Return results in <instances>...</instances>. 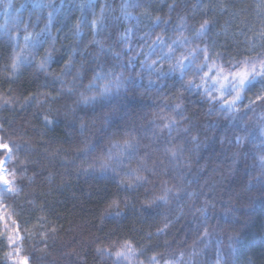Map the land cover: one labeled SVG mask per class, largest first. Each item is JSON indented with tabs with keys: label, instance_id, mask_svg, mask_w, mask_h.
I'll use <instances>...</instances> for the list:
<instances>
[{
	"label": "trees",
	"instance_id": "obj_1",
	"mask_svg": "<svg viewBox=\"0 0 264 264\" xmlns=\"http://www.w3.org/2000/svg\"><path fill=\"white\" fill-rule=\"evenodd\" d=\"M157 16L169 23L156 26ZM13 17L22 22L13 24ZM205 19L213 26L204 40L214 52L223 54L224 61H239L264 51V40L257 35L264 28L262 0H0V26H7L10 32L0 27V142H7L12 149L8 167L15 168L14 179L21 189L15 196L4 198L2 204L18 225L22 254L29 264H114L118 262L115 255L101 256L96 248L105 247L114 253L124 241H130L135 250L127 264H152L154 255L159 264H216L219 253L222 264H264V187L256 181L249 183L260 171L254 158L264 150V136L258 131L264 124V103L249 105L261 91L257 89L259 83L242 94L237 105L240 111L228 114L221 113L218 105L213 108L202 96L182 91L180 83L173 88V80L167 81L163 94L155 88H141L135 96L122 98L107 125L103 114L97 112L93 117L91 106L75 104L80 92L91 95L85 86L96 64L95 56L100 57L99 62L108 61L105 71L115 65L117 73L128 75L130 70L119 65L127 64L129 56L141 53L135 60L136 70H140V60L145 59L142 53L149 51L148 45L157 36L168 43L181 34L192 37ZM93 20L103 25L98 26L95 36ZM37 33L46 39L33 48L24 35L36 40ZM93 39L103 41V53L91 43ZM127 43L130 51L125 50ZM196 43L201 41L187 47ZM53 47L56 62L48 72L39 71L37 65L46 55L45 49ZM187 47L179 48L176 56ZM74 48L78 49L75 53ZM117 52L121 53L119 60L114 56ZM69 56L74 57L72 72L61 77L65 81L61 96L60 83H51L52 73H60ZM14 59L19 65L15 72L11 69ZM156 59L157 55H152L148 62ZM81 64L82 75H87L82 82H75L69 95L67 88ZM156 67H160L159 62ZM163 68L167 71L169 64L164 62ZM178 77L179 72L174 74L175 79ZM190 78L192 73L188 72L184 80ZM195 82L202 83L198 77ZM143 83L147 85V75ZM5 99L10 103L5 105ZM177 103L181 104L182 116L165 107ZM154 113L175 119L179 131L174 129L171 137L167 129L161 132L157 125L162 127L165 121L156 119ZM45 116L55 123L46 125ZM81 118L87 123L82 134ZM245 127L251 135H246ZM237 136L244 137L239 145ZM132 137L139 142L138 155L118 171L137 168L144 158L156 172L141 173L151 182L147 192L145 187L121 191L120 177L111 172L102 175L98 161L95 172L81 170L87 166L82 164L80 152L86 143L98 144L97 151L88 157L91 162L112 142L122 144ZM166 146L177 151L182 148L183 152L173 160L165 152ZM189 180L193 181L190 185ZM165 186L174 190L186 187L196 195L144 212L141 202L162 195ZM113 199L121 202L119 210L124 215L107 216ZM125 199L129 201L127 208ZM206 201L210 202L209 236L201 239L204 218L197 209ZM228 209L231 212L226 215ZM162 228L163 232L158 231ZM0 264H9L3 234Z\"/></svg>",
	"mask_w": 264,
	"mask_h": 264
},
{
	"label": "snow or ice",
	"instance_id": "obj_2",
	"mask_svg": "<svg viewBox=\"0 0 264 264\" xmlns=\"http://www.w3.org/2000/svg\"><path fill=\"white\" fill-rule=\"evenodd\" d=\"M264 2V0H262ZM50 6V5H49ZM174 5H169V9L173 10ZM18 11V10H17ZM52 13H49V18H51ZM183 19V18H181ZM13 24L18 25L22 21H18L16 17L12 18ZM156 26L159 24L167 25L169 23L168 20L161 19V17L157 16L155 19ZM27 23H25V32L27 31ZM103 27L101 22L97 20L91 21V28L93 30V35L95 36L96 31ZM212 22L208 19H205L200 25L199 28H196L192 37L181 36L178 39H174L171 43H168L163 37L157 36L156 39L152 40V43L148 45L149 51L142 53L145 59L140 60V70H136L135 60L136 57L141 55L140 52H137L136 56H129L127 60V64L121 63L119 66L121 69H129L128 75H125L123 71L117 73L115 71V65H111L107 71L104 70V66L108 63L107 60L103 62L100 61L99 56L94 57V61H96L95 67L91 69V77L89 83L85 86L86 91L91 93V95H85V92H80L79 99L75 101L77 106L84 105L85 107L91 106V111L93 117L99 112L103 114V123L105 125L111 122V118L120 108V100L122 98H127L128 96H135L137 92L144 88L145 91L155 88L158 92L163 94V91L168 87L167 81L173 80L172 87L175 88L176 83H180V89L182 91L190 92L196 95L202 96L208 104H210L213 108L217 105L218 110L221 113H232L235 111H240L237 107L238 103L242 101V94L246 91H251L252 88L256 86L257 83L262 85L260 93H258L255 97V100H250L249 105L256 103V101H261L264 103V51L256 52L255 55H247L243 59L239 61H235V58L231 60L224 61L223 54L220 52H214L211 45L205 42L204 38L208 36V33L212 30ZM4 27L6 33H9V29L7 26ZM77 32H79V23L77 24ZM47 28V25H46ZM251 30V29H250ZM45 29L41 30L43 33ZM163 31V29H162ZM41 33H37L38 39L33 40L29 35H24V40L27 44H29L33 48H38L46 39L45 36H42ZM149 34H145L147 36ZM257 35L261 40H264V28L260 30ZM122 40H126V37H121ZM143 39V37H142ZM201 41V43H196L194 47H187L193 45L194 41ZM92 44L99 46L100 51L103 53L105 51L103 41L93 39L91 41ZM214 44V42H213ZM187 47V51L181 53L180 56H176V52L179 48ZM255 47V44L253 45ZM264 48V44L261 45ZM167 49V51H165ZM78 49L74 48L73 52L75 53ZM126 51L131 50L130 43L126 44ZM253 49H249L251 52ZM56 49L53 47L51 50L45 49L46 55H44L43 59L38 63L37 68L39 71L48 72L51 63H54L53 52ZM87 51V45H85V52ZM152 55H157L156 60H151ZM114 56L117 60H119L121 53H114ZM73 56H69L68 60L64 63L63 68L60 73H52L53 80L51 81L52 85L55 86L56 83H60L61 91L59 95H64V84L65 81L61 79L62 76H67L72 72L73 66ZM174 61V63H173ZM187 61V63H185ZM223 61V62H221ZM160 63V67H156L157 63ZM167 62L169 64V68L167 71L163 68V63ZM226 65V66H225ZM19 65L16 60H13L11 65V69L15 72L18 69ZM81 69H83V64L79 66V69L75 73L73 77V83L68 86L67 93L69 95L73 94L75 88V82L77 80L83 81L87 72L83 75L81 73ZM205 69H207L205 71ZM133 72L135 73L133 75ZM179 72L178 79L174 78V74ZM188 72L192 73V78L188 80H184L185 75ZM202 73V75H201ZM145 75L148 76V83L145 86L143 81ZM155 76V80L152 79V76ZM199 78L202 83H196V78ZM211 81V83H209ZM157 82L160 83L159 87L157 86ZM202 90L197 92L196 90ZM214 93H218L219 95H214ZM234 93V95H232ZM141 95L144 93L141 92ZM227 96H231V99H226ZM10 103V100L5 99L4 104L7 105ZM249 105H245L244 107L248 108ZM166 108H170L171 111L177 115L182 116L181 104L177 103L175 105H165ZM83 110V109H81ZM211 108L209 109V114H211ZM249 110H251L249 108ZM247 113H243L246 115ZM156 119H160L165 121L162 125H157L161 132L164 129L168 130V135L171 137L172 131L176 129L179 131L177 126V121L170 117H165L162 114L154 113L153 114ZM46 125L53 124L55 121L50 120L48 116L44 117ZM82 122L80 124V132L83 133L84 129L87 127V123ZM232 119H235V116H232ZM155 123V120H153ZM74 127V125H73ZM103 131V129H101ZM185 132L188 129H184ZM246 135H251V132L245 127L244 129ZM261 136H264V124H261L258 128ZM155 135V133H154ZM194 141L196 137L192 138ZM244 137L237 136L236 143L239 145L242 143ZM98 144L97 143H86L85 147L80 150L82 156V164H86V167H83L81 170L84 173L95 172L96 163L99 162V171L102 175H107L109 172L113 173L114 176H119V187L121 191H132L139 187H145V191L147 192V185L151 183L148 180V177L142 175L143 172H151L153 175L156 174L154 168H149L145 159L141 158L139 161V165L137 168H129L127 171H118V169H123L126 166V162H131L136 159L139 152V142L135 137L131 139H125L122 144H117L112 142L110 147H108L107 151H101L99 156H94L91 162H88V157L97 151ZM199 147V144H197ZM17 148L19 146L17 145ZM116 150V151H114ZM165 152L170 153L171 158L173 160L178 159V156L182 154L183 149L180 148L179 151L173 147H165ZM147 153H145V156ZM238 155V154H236ZM258 162L259 166V175L254 176L250 179L249 183L253 181L259 182L262 187H264V150L262 153L254 158ZM12 160V149L9 147L7 142H0V203L3 202V199L8 196H15L21 190L17 185L14 179L16 175L15 168L10 169L8 164ZM23 163V162H22ZM22 171H26L22 169ZM10 177H12L10 179ZM167 182H165L166 185ZM193 181L189 180L188 184H192ZM196 195L194 192L188 191L186 187H177L175 190L173 188H169L165 186L162 189V195L153 196L151 199H146L141 202L140 207L144 212H151L152 210L160 207L161 204L167 205L171 201H176L179 203L181 200L187 197H193ZM264 196V191L261 193ZM120 201L118 199H113L111 203L108 205L110 211H107V216L109 218L120 217L124 215V212L120 209ZM210 202L206 201L205 206L197 209L203 216V232L201 235V239L209 236V231L207 225V221L210 219L208 215V204ZM125 208L129 207V201L127 199L124 200ZM132 208L136 206L131 205ZM214 207V205H212ZM231 212V209L226 210V215ZM9 217L7 213H0V223H3L5 230L8 229V221ZM15 224V221H13ZM168 224L164 225V228H167ZM164 228L159 229L158 231L163 232ZM2 234V233H0ZM17 238L22 239L19 236V229L17 227L14 235H8L7 239L10 244H15ZM96 252L101 256L104 255H115L118 258V261L122 258L123 260H129L131 255L135 254V250L132 247L130 241H124L120 245V249L115 251L114 253L110 252L108 248L98 246L96 248ZM152 264H159L157 257L154 255L151 257ZM18 264H27V258H21L18 261ZM114 264H118V262H114ZM142 264V262H141ZM164 264H173L171 261H165ZM217 264H219V260H217Z\"/></svg>",
	"mask_w": 264,
	"mask_h": 264
},
{
	"label": "rangeland",
	"instance_id": "obj_3",
	"mask_svg": "<svg viewBox=\"0 0 264 264\" xmlns=\"http://www.w3.org/2000/svg\"><path fill=\"white\" fill-rule=\"evenodd\" d=\"M259 88L260 89L262 88L261 84L258 85L257 89H259ZM0 187H2V186H0ZM0 213H7L8 217H9V219L7 221L9 230H5L3 223H0L1 232H2V234L4 236L6 244H7V259H8V263L9 264H18V261H20L21 258L25 257V256H23L22 250H21V244H20L21 243V239L17 238L15 244H10L8 239H7L8 235H14L15 234V231H16L18 225L16 224V222H15V224H13L14 219H13L12 214L7 210V208L2 203H0ZM19 236L22 237L20 232H19ZM217 260H219V264H222L223 257H222V255L220 253L217 255L216 264H217ZM117 261H118V258H117ZM128 261L129 260H123L121 258L118 262L127 264ZM27 264H29L28 258H27Z\"/></svg>",
	"mask_w": 264,
	"mask_h": 264
}]
</instances>
